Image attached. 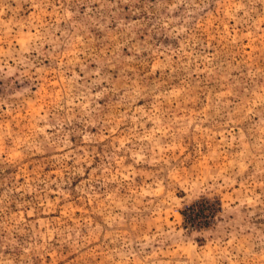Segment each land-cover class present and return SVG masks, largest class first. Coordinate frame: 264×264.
<instances>
[{"label":"rangeland","instance_id":"rangeland-1","mask_svg":"<svg viewBox=\"0 0 264 264\" xmlns=\"http://www.w3.org/2000/svg\"><path fill=\"white\" fill-rule=\"evenodd\" d=\"M0 264H264V0H0Z\"/></svg>","mask_w":264,"mask_h":264}]
</instances>
